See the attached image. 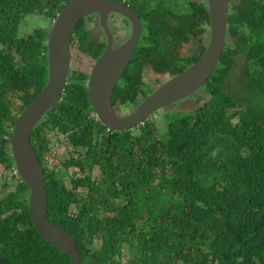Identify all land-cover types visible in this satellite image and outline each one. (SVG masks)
Listing matches in <instances>:
<instances>
[{
    "label": "trees",
    "instance_id": "trees-1",
    "mask_svg": "<svg viewBox=\"0 0 264 264\" xmlns=\"http://www.w3.org/2000/svg\"><path fill=\"white\" fill-rule=\"evenodd\" d=\"M70 1L0 0V264H70L30 221L28 187L16 174L8 184L6 175L15 171L6 140L14 120L48 81L50 26L24 36L20 27L29 15L51 24ZM131 7L140 41L111 95L123 115L153 91L143 70L182 73L204 52L209 26L205 0H133ZM228 15L219 63L193 111L165 113L163 126L153 115L131 130H107L89 103L88 74L69 69L60 101L32 131L46 218L73 235L81 264H264V0H229ZM90 21L78 23L72 42L96 59L106 45L93 38ZM194 37L195 53L180 56ZM50 134L76 153L61 171L47 162Z\"/></svg>",
    "mask_w": 264,
    "mask_h": 264
},
{
    "label": "water",
    "instance_id": "water-1",
    "mask_svg": "<svg viewBox=\"0 0 264 264\" xmlns=\"http://www.w3.org/2000/svg\"><path fill=\"white\" fill-rule=\"evenodd\" d=\"M209 16L208 39L199 59L182 73L170 76L128 114L119 115L111 102L112 92L138 46L141 21L129 7L113 0H71L53 20L47 34L48 81L42 91L14 120L7 139L16 172L29 190V217L39 235L65 253L70 264H81L76 240L66 229L46 219L45 176L31 146L30 136L41 118L61 99L71 61V37L78 22L96 15L106 37L103 53L94 60L87 79L88 100L96 119L116 132L131 130L169 105L195 96L217 67L224 49L229 0H206ZM128 20L130 35L113 47L107 26L110 14Z\"/></svg>",
    "mask_w": 264,
    "mask_h": 264
},
{
    "label": "rangeland",
    "instance_id": "rangeland-1",
    "mask_svg": "<svg viewBox=\"0 0 264 264\" xmlns=\"http://www.w3.org/2000/svg\"><path fill=\"white\" fill-rule=\"evenodd\" d=\"M131 1V0H130ZM156 1H162V0H156ZM191 1H196V2H202L203 0H191ZM109 25L110 28L115 36V44H119L120 40L124 38L125 32L120 30V26L122 25L120 18H111L109 19ZM48 26H50V21L48 19H46L43 16H36V15H29L26 16L23 20V23L20 27L21 32L19 30V32L21 33L20 36H24L26 34L31 33L32 30L36 29V28H42V29H47ZM88 30L90 31V33L92 34L93 38L98 39V40H102L103 39V34L101 32V29L99 28V26L97 25L96 21H91L88 23ZM208 37V33L206 35H204V38ZM199 45V41L197 39V37H194L190 40L189 43L187 44H183L181 46V48L178 51V54L180 56H192L195 52V48ZM93 59L88 56L85 55L83 53H81L78 49H77V44L76 42L73 40V42L71 43V61H70V69L77 71V72H82L84 74H88L91 70V67L93 66ZM167 79L166 75H160L157 74L156 72H154L151 69H147L144 74H143V82L148 86V87H157L158 85H160L162 82H164ZM199 95L204 94L202 91H200L198 93ZM11 101L13 102V107L15 108L18 104L19 101L17 100V98H12ZM201 104V102L197 101L196 97H189L181 102H178L176 104H172L170 106H168L167 108L163 109V111L159 110L157 111L155 114H153L154 116H156V118L158 117V119L156 120L157 125L159 126H163V123L160 121L162 119L163 114H167L166 116H172V115H176V114H187L191 111L194 110V108ZM161 116V117H160ZM50 137V141H52L51 145V151L50 154L47 157V162L48 165L55 169L56 171H61L62 170V163L68 159L71 155L75 156L76 153H72V149H70L68 147V144L65 142V140L58 136H54L52 134L49 135ZM57 166V167H56ZM4 172V166H0V173ZM99 173L97 172V170L94 171V173L92 174L93 178L98 177ZM7 183L11 184L12 182H14L13 179H11L10 176L14 175V171L13 172H8L7 174ZM5 182V176L0 174V186L2 184H4ZM67 185H69V183L67 182ZM11 186V185H10ZM10 188V187H9ZM81 190H77V194L78 197L82 196ZM151 207H157V202H151L150 203ZM79 206V205H78ZM76 206V210H78V208H80V206L78 207Z\"/></svg>",
    "mask_w": 264,
    "mask_h": 264
},
{
    "label": "clouds",
    "instance_id": "clouds-1",
    "mask_svg": "<svg viewBox=\"0 0 264 264\" xmlns=\"http://www.w3.org/2000/svg\"><path fill=\"white\" fill-rule=\"evenodd\" d=\"M113 1H115V0H113ZM115 2H118V1H115ZM132 2H133V0H122V2H118V3H121V4H123V5H125V6H127V7H129L131 10H133L137 15H138V18L140 19V17H139V13L135 10V9H133L132 7H131V5L130 4H132ZM196 2V1H195ZM205 2H206V0H205ZM58 15V14H57ZM114 15H118V14H115V13H113V14H110L109 16H108V19H107V26H108V28H109V30H110V32H111V35H112V42H113V47L115 48V47H117V46H119L120 44H122V43H124L127 39H128V37H129V35H130V24H129V22H128V20L127 19H125L123 16H121V17H123V19L124 20H126L127 21V23L125 22V26H123L122 27V25L120 26V30L121 31H123V32H125V35H124V38L123 39H121L120 40V43L119 44H115V42H116V40H115V36H114V34H113V32H112V30H111V28H110V25H109V19H111L110 17H112V16H114ZM95 16V17H94ZM120 16V15H119ZM88 17H91V16H88ZM88 17H86V18H88ZM86 18H84V19H86ZM54 20V19H53ZM53 20L51 21V24H52V22H53ZM83 20V19H82ZM81 21V20H80ZM79 21V22H80ZM92 21H96L97 22V25H98V18H97V16L96 15H92ZM141 21V20H140ZM78 22V23H79ZM91 22V21H90ZM51 24H50V27H51ZM78 25V24H77ZM127 25H129V26H127ZM127 26V27H126ZM50 27H49V30H50ZM99 28L101 29V32H102V34H103V39L102 40H100V41H104L105 42V45H106V37H105V34H104V31L102 30V28L99 26ZM75 30V29H74ZM141 30H142V23H141ZM49 32V31H48ZM48 34V33H47ZM73 35V34H72ZM141 35V34H140ZM139 41H140V39H139ZM71 43H72V37H71ZM139 44V43H138ZM138 47V46H137ZM105 49V48H104ZM137 49V48H136ZM136 51V50H135ZM135 53V52H134ZM133 58V57H132ZM131 58V59H132ZM95 59H93V61H94ZM131 61V60H130ZM130 63V62H129ZM129 65V64H128ZM151 69V70H153L151 67H147V68H145L144 70H143V74H144V72L147 70V69ZM126 70V69H125ZM154 71V70H153ZM123 74V73H122ZM121 74V75H122ZM143 74H142V81H143ZM158 74V73H157ZM88 75H89V73H88ZM161 75V74H160ZM121 78V77H120ZM168 79V78H167ZM166 79V80H167ZM165 80V81H166ZM119 81H120V79H119ZM119 83V82H118ZM117 83V84H118ZM144 83V82H143ZM163 83V82H162ZM144 85L145 86H147L145 83H144ZM159 86V85H158ZM157 86V87H158ZM157 87H149V88H152V90L154 91ZM152 92V91H151ZM150 92V93H151ZM149 93V94H150ZM148 94V95H149ZM141 97V96H140ZM147 97V96H146ZM193 97V96H192ZM145 99V98H144ZM143 99V100H144ZM143 100H141V101H143ZM185 100V99H184ZM140 101V102H141ZM183 101V100H182ZM139 102V103H140ZM179 102H181V101H179ZM178 103V102H177ZM174 104H176V103H174ZM138 105V104H137ZM136 105V106H137ZM135 106V107H136ZM170 106V105H169ZM114 107V106H113ZM168 107V106H167ZM167 107H165V108H167ZM165 108H162V109H160V110H162L163 111V109H165ZM114 109H115V111L119 114V115H123V112H122V110H121V107H120V109H118L117 108V106H115L114 107ZM133 109V108H132ZM131 109V110H132ZM130 110V111H131ZM129 111V112H130ZM128 112V113H129ZM127 113V114H128ZM156 113V112H155ZM154 113V114H155ZM124 115H126V114H124ZM153 116V115H152ZM150 117V118H153V117H155V116H153V117ZM96 117V116H95ZM43 118V117H42ZM41 118V119H42ZM150 118H148V119H150ZM98 120V119H97ZM40 122V121H39ZM107 128V127H106ZM107 130H111V129H108L107 128ZM111 131H113V130H111ZM8 138H6V140H7ZM11 154V153H10ZM14 174H16L17 176H18V174H17V172H16V167H15V171H14ZM19 177V176H18ZM20 178V177H19ZM22 181V180H21ZM23 182V181H22ZM46 191V190H45ZM46 201H47V199H46ZM29 213V212H28ZM29 219H30V217H29ZM47 219V218H46ZM48 220V219H47ZM31 221V220H30Z\"/></svg>",
    "mask_w": 264,
    "mask_h": 264
},
{
    "label": "flooded vegetation",
    "instance_id": "flooded-vegetation-1",
    "mask_svg": "<svg viewBox=\"0 0 264 264\" xmlns=\"http://www.w3.org/2000/svg\"><path fill=\"white\" fill-rule=\"evenodd\" d=\"M130 5L132 6V4H130ZM94 17H95V16H94ZM110 18H120L121 23H122V27L125 26V21H124L123 17H121V16H119V15H114V16H112V17H110ZM127 26H129V25H127ZM127 26H126V27H127ZM118 109H120V107H119ZM129 111H130V110H129Z\"/></svg>",
    "mask_w": 264,
    "mask_h": 264
}]
</instances>
